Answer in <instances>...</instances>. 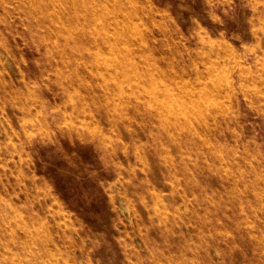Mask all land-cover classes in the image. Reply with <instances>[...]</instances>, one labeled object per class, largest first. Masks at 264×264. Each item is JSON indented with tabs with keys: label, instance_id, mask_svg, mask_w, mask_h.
<instances>
[{
	"label": "rangeland",
	"instance_id": "rangeland-1",
	"mask_svg": "<svg viewBox=\"0 0 264 264\" xmlns=\"http://www.w3.org/2000/svg\"><path fill=\"white\" fill-rule=\"evenodd\" d=\"M15 263L264 264V0H0Z\"/></svg>",
	"mask_w": 264,
	"mask_h": 264
},
{
	"label": "bare ground",
	"instance_id": "bare-ground-1",
	"mask_svg": "<svg viewBox=\"0 0 264 264\" xmlns=\"http://www.w3.org/2000/svg\"><path fill=\"white\" fill-rule=\"evenodd\" d=\"M114 6V5H113ZM91 15H92V17H96V16H98L99 15V11L98 10H95V9H91ZM119 16H121V17H123L124 15H122V13L120 14V15H114V17H113V19L110 17V18H108L107 16H106V19H105V21H103L102 22V25H104V26H107V29H108V27H109V30H111V31H116V33H117V37H118V39L119 40H123L124 39V37H128V36H130V35H132V34H130L129 32H128V30L126 29V28H124V27H120V25H121V23H120V20H119ZM125 19L128 21V23H130L131 22V20L128 18V17H125ZM104 40H105V42H114V41H112V39L111 38H109L108 36H107V32H104ZM208 77H209V75H208ZM199 82V81H198ZM201 84V83H200ZM154 85V84H153ZM167 86V85H166ZM182 86V85H181ZM177 87V86H176ZM153 88V87H152ZM123 89V88H122ZM193 89V88H192ZM181 90V89H180ZM182 90H183V88H182ZM150 91V90H149ZM154 91V90H153ZM208 92V91H207ZM149 93H151V92H149ZM187 93H189V92H187ZM208 93H210V92H208ZM190 94V93H189ZM171 95V94H170ZM178 95H180V94H178ZM188 95V94H187ZM153 96V95H152ZM118 97V96H117ZM180 97V96H179ZM153 98H155L156 99V96L154 95L153 96ZM174 98H175V96H174ZM120 100V99H119ZM176 100V99H175ZM191 100V99H190ZM197 100V99H196ZM156 101V100H155ZM161 103V102H160ZM156 106V105H155ZM161 107H162V105H160ZM216 106V105H215ZM188 109V108H187ZM160 116H161V114H160ZM165 119V118H164ZM190 121V120H189ZM191 122V121H190ZM9 228H10V226H9ZM16 255V254H15ZM16 257H17V255H16ZM155 259V258H154ZM16 264V263H15Z\"/></svg>",
	"mask_w": 264,
	"mask_h": 264
}]
</instances>
